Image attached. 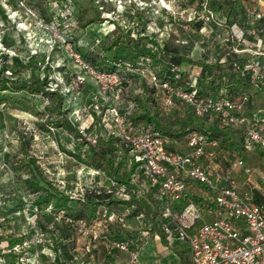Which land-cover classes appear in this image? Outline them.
<instances>
[{
    "label": "rangeland",
    "instance_id": "obj_1",
    "mask_svg": "<svg viewBox=\"0 0 264 264\" xmlns=\"http://www.w3.org/2000/svg\"><path fill=\"white\" fill-rule=\"evenodd\" d=\"M235 1L0 0V65L2 54L9 66L15 57L2 76L18 80L0 90V256L10 257L13 248V260L23 257L34 264H130L129 252L111 245L131 232L102 216L108 202L120 212L121 197L130 191H120L122 184L112 175L109 180L101 169L76 158L87 147L60 126L66 116L88 139L112 131V109L133 128L158 122L162 128L182 129L174 137L180 144L192 131L212 124L210 137L219 139L213 148L222 150L216 159L204 160L211 176L219 173L221 183L226 176V185L264 206L260 151L230 152L241 145V129L221 126L214 116L202 118L208 123L201 126L187 104L167 105L166 93L150 80L161 56L177 62L178 81L195 78L201 93L215 97L236 90V99L250 90L242 114L251 119L259 108L264 112V79L252 81L246 68L252 59L246 45L254 41L250 21H242L246 43L229 33L230 24L238 25ZM243 15L248 18L247 12ZM139 37L135 46L132 40ZM241 57L239 77L249 87L236 83L233 65ZM104 73H115L118 80ZM37 78L44 79V92H32ZM134 112L152 119L135 121ZM118 154L110 156L115 161ZM118 175L124 178L125 170ZM47 193L67 195L68 208H55L54 199L37 203ZM93 194L103 197L94 213L85 204ZM136 218L139 264H158L164 246L154 234L143 233L149 231L145 216Z\"/></svg>",
    "mask_w": 264,
    "mask_h": 264
},
{
    "label": "built area",
    "instance_id": "obj_2",
    "mask_svg": "<svg viewBox=\"0 0 264 264\" xmlns=\"http://www.w3.org/2000/svg\"><path fill=\"white\" fill-rule=\"evenodd\" d=\"M229 33L236 41L247 42L245 32L236 23L229 25ZM252 35L255 36L254 33ZM255 41L246 45L253 55L246 68L252 81L259 83L264 79V63L261 61L264 52L252 50L254 45L260 46L256 45L258 40ZM174 68L173 76L178 79L180 75ZM104 76L118 80L115 73H104ZM150 80L166 93L167 105L181 101L196 117L209 119L214 116L221 126L239 127L242 135L240 146L245 150L258 148L264 161V117L257 112L252 113L251 119L242 114L247 94L242 93L238 100L230 96L215 98L200 95L195 89L174 86L168 79L154 73ZM109 115L113 124L111 132L129 147L131 159L137 163L148 183L158 185L161 190L164 206L160 219L172 221L177 230L173 236L168 224H162L170 246L174 240L186 243L191 264H264V206L254 202L248 193L242 194L233 186L222 184L202 163L206 147L216 146L217 140L192 131L187 135L186 149L175 150L168 146V138L152 127H130L131 123L117 109H112ZM188 178L205 185L207 190L200 203L189 200L176 213L172 203L186 198ZM186 229L192 230L187 232ZM111 246L129 252L130 264H139V252L130 249L126 242L115 240ZM11 251L13 253V248ZM15 258L16 264L28 260ZM0 264L8 263L0 257Z\"/></svg>",
    "mask_w": 264,
    "mask_h": 264
},
{
    "label": "trees",
    "instance_id": "obj_3",
    "mask_svg": "<svg viewBox=\"0 0 264 264\" xmlns=\"http://www.w3.org/2000/svg\"><path fill=\"white\" fill-rule=\"evenodd\" d=\"M140 40L141 39L139 37V38L132 40V41L135 44V46H138L140 43ZM114 44H116V43H114V42L109 43V46L112 47ZM2 57L3 58L1 60L5 59V61H3L2 66L0 65V67H1L0 68V90H7V89H9V86H10L9 83H11V84L15 83L18 80L13 79L11 76L3 77L2 72H4L5 70L8 71L13 67L12 64H13V59H15V57L10 58V60L12 62L10 64V66L7 63L8 62V59H7L8 56L2 54ZM156 60H157L156 66L158 69L154 70V74H156L157 76L164 78V79H168L172 83V85H174V86H179V87H182L184 89H188V88L195 89L197 91V93L200 95H210V96L215 97L212 94L201 93V89H199V83H198V85L196 83H194V82H196L195 78L189 79V81H186V82H184L182 78L180 81H178L180 79V77L178 79L174 78V76H173L174 71H175L174 67H176V71L179 73V75L182 74V70L178 68L177 62L175 60H166V59L162 58L161 56L157 57ZM242 60L243 59L241 57L240 59L234 61L236 64V65H233L234 72H235V75L238 74L237 79H236V83L237 84L244 83L245 85L248 86V84L245 82V80L243 78L239 77L240 76L239 70L241 68V67L239 68V66L244 65V63H242ZM87 61L91 62L90 59H87ZM8 66L10 68H8ZM5 76H7V75H5ZM43 81H44V79H42L40 81L37 78L35 80V84L32 85V86H34L32 92H38V91L44 92L45 87L43 85L44 84ZM23 84H25V82H23ZM19 88H22V86H20ZM247 89H249V88H247ZM248 92H250V90H247L245 94L248 95ZM233 93H236V90H234L231 93H228L224 96H230L232 99L238 100V98L235 99L232 96ZM215 98H221V97H215ZM132 118L135 121L138 120V118H140V119H143V120L148 121V122H150L152 119L147 114L136 115L135 112L133 113ZM196 119L199 120L198 124L203 123V121L201 120L202 118L196 117ZM177 124H178V121H177V123H173L172 125L175 126ZM160 125H161L160 123L156 122V123H154L152 128L154 130L158 131L159 133H161L162 135H164L165 137H167L168 139H174V137L177 136V134H179L182 130V129L172 130V129L162 128ZM57 126H59V125H55V127H57ZM60 126H63L66 130H68L74 136L78 137L80 139L81 145L87 147V150H85L84 153H80V154L76 155V158H78L81 161H84L85 164L93 167L94 169H101L103 171V173H102L103 177L109 178V180H112L109 177L110 175H112L116 181H118L119 183L122 184L120 187V191L121 190L122 191H124V190L130 191L129 196H127V197L122 196L121 197L120 202L124 203V206L121 208L120 212L118 210V205L114 204L115 202H111V203L108 202V203H106L107 206L104 208V213L103 214L101 213L102 216L104 217V219L109 221L108 224L113 226L114 224L119 223L121 225V227H124V229H127L128 231L131 232L130 235H128L124 239H119V241L126 242L129 245L130 249L136 250L138 252L141 250L140 246L134 244V241H136V237L133 234V231L135 230V228H133L134 227L133 222L135 220L136 221L140 220L139 218L137 219L136 217H140V215L141 216L143 215L146 218V222H145V226H147L146 230H149V231H145L143 233L144 234L150 233L151 235L154 234L160 240V242L164 246V249L166 251H168L170 255H173L174 257H176L177 260L179 261V263L191 264L186 243L178 241V240H174V242L172 243L171 246L168 244V239L166 237V234L164 232V228L162 225L163 222L168 224L169 228L171 229V233L173 236H175L177 230H176V226L174 225V223L172 221L167 222V221H163L164 219L163 220L160 219V215H161V212H162L163 206H164V201H163L161 190L158 187V185L151 186L150 183H148V181L144 178V176L141 174L140 170L137 168V163L131 159V155L129 153V147L122 141V139L112 132L100 133L94 139H88L85 135L80 133L78 131V129H76L73 126L72 122L67 118V116H66V118H64L63 123H61ZM210 126L212 127V124H210ZM211 127H209V128L204 127L205 129L202 128L203 130L201 129L199 132L206 134L209 139L217 140V142L219 144V139L212 137V136L210 137V135L212 134ZM102 139H105V140H102ZM220 144H221V142H220ZM208 146L214 147L211 145H208ZM207 147L205 149V152L208 151ZM233 150L238 151V153H241V151L244 149L241 146H239L238 144H237V146L235 144V147ZM113 153H117V154L119 153L118 156H115L116 157L115 161H114V157L110 156ZM260 153H261V151H260ZM81 154H83L84 157H82ZM203 158H202V163L204 164ZM121 169L125 170L124 178H120L118 175L119 171ZM186 182H187L186 198L172 203L173 210L176 213L180 212V210L183 208V206L189 200H193L197 203L201 202L202 196H197L194 193L192 194V192L190 191L189 187H190L191 183H196L197 185L202 186L205 190H207L205 185L198 183L192 179L188 178V179H186ZM141 194H142V197L140 198ZM38 199L39 200L37 201V203H40L41 201H43V203H47L51 199H54L53 200V206L55 208H60V209H67L68 208V197H67V195H61V197H59L58 193H47L46 195L39 196ZM99 199H103V197L96 195V194H93L87 198V200L85 201V204L88 208V211L91 210V212L94 213L93 206L95 204H100ZM110 216H112V219H109ZM191 230L192 229H186L187 232H190ZM10 252H11L10 256H12V260H9L6 262L8 264H16L15 259L13 260V253H12V251H10ZM163 261L166 264L175 263L173 260L167 261V259H165V258H163Z\"/></svg>",
    "mask_w": 264,
    "mask_h": 264
},
{
    "label": "crops",
    "instance_id": "obj_4",
    "mask_svg": "<svg viewBox=\"0 0 264 264\" xmlns=\"http://www.w3.org/2000/svg\"><path fill=\"white\" fill-rule=\"evenodd\" d=\"M235 8H236L237 12L239 11V13L237 14V18L235 20L238 23V27L240 29L244 30V28L247 27V25H244L242 21H245V20L248 21L249 20L250 21L249 24L251 25L250 32L252 31V33H250V35L253 37L254 35H252V34L253 33L255 34V36L253 37V40H254L253 42H256L255 40H258V42H259L256 45L259 44L260 46L257 47L254 45L252 50H260L261 52H264V0H236L235 1ZM244 11L247 12L248 18H245V19L243 18ZM235 21H233V22H235ZM244 31H246V30H244ZM255 37H256V39H255ZM242 49L243 48L241 46V49L238 52L241 53ZM252 57H253V55L251 54V58ZM261 61L262 62L264 61V55H261ZM185 107H186L185 109L187 111H189V108L187 106H185ZM262 110H263L262 108H259L257 111H254L252 113L257 112L258 115H260L261 117H264V112ZM205 123H208V122L203 120V123L201 124V126L204 125ZM209 127H211L210 124H209ZM172 140L173 141L168 143V146H170L172 149H175V150H185L186 149V142L180 144V143L176 142L174 139H172ZM207 149H208V151L206 152V156L203 158L204 160L216 159L217 157H219L220 151L222 150L220 148L215 149V148L210 147V146H208ZM230 152L235 153L233 148L230 149ZM260 161L264 167V161H263L261 153H260ZM204 165H206V164L204 163ZM232 173H233V171H232ZM233 174H235V173H233ZM219 176H221V175H219V173H218L217 177L219 178ZM224 178L222 179L223 181L222 180L221 181H222V184L226 185L227 184L226 176ZM189 189L192 192V194L194 193L197 196H202L203 193L205 192V189L202 186L197 185L196 183H191ZM161 249H159V250H161ZM140 252H141V250L139 251V257L141 258ZM158 252H159V254L162 255L158 264H166L163 261V258L167 259V261L173 260L175 262L173 264H181V263H179V261L177 260L176 257H174L173 255H170L169 252L166 251L165 249L163 251V254L160 253V251H158ZM1 257L4 258L5 261H9L10 257L12 258V256H10V257L1 256ZM161 260H162V262H161ZM21 264H25V263H21Z\"/></svg>",
    "mask_w": 264,
    "mask_h": 264
}]
</instances>
